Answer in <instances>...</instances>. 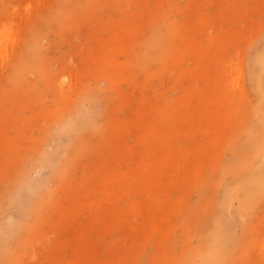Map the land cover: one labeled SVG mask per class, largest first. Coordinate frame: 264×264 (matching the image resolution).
Instances as JSON below:
<instances>
[{"label": "rangeland", "instance_id": "obj_1", "mask_svg": "<svg viewBox=\"0 0 264 264\" xmlns=\"http://www.w3.org/2000/svg\"><path fill=\"white\" fill-rule=\"evenodd\" d=\"M0 264H264V0H0Z\"/></svg>", "mask_w": 264, "mask_h": 264}, {"label": "bare ground", "instance_id": "obj_2", "mask_svg": "<svg viewBox=\"0 0 264 264\" xmlns=\"http://www.w3.org/2000/svg\"><path fill=\"white\" fill-rule=\"evenodd\" d=\"M245 156V154H242V152L240 153V157H243ZM252 180L253 179H257L259 177V175H252ZM224 259V256H223V253L221 251L217 252L216 253V258H215V261L216 262H221L222 260Z\"/></svg>", "mask_w": 264, "mask_h": 264}]
</instances>
